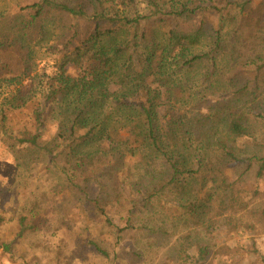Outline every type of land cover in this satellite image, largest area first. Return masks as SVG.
Returning <instances> with one entry per match:
<instances>
[{"label": "trees", "instance_id": "1", "mask_svg": "<svg viewBox=\"0 0 264 264\" xmlns=\"http://www.w3.org/2000/svg\"><path fill=\"white\" fill-rule=\"evenodd\" d=\"M230 7L242 12L245 3L39 0L18 16L14 37L0 42V89L18 86L0 93V140L45 162L74 197L87 235L95 220L116 246L132 232L169 239L180 226L188 240L193 232L214 240L248 209L247 191L238 184L251 171L264 178V143L253 135L264 127V101L252 82L264 63L243 66L251 80L238 87L244 70L237 69L235 52L226 54L224 40L230 15H220L206 43L203 18L189 28L198 16ZM49 36L55 72L32 77L35 48ZM10 50L15 65L2 59ZM3 71L21 75L6 79ZM27 111L29 127L15 133L10 115ZM49 124L54 132L45 138ZM194 182L206 190L190 189ZM219 218L227 219L218 225ZM233 228L244 231V225ZM89 236L86 243L108 257ZM180 254L182 264H204L208 245L188 242Z\"/></svg>", "mask_w": 264, "mask_h": 264}, {"label": "rangeland", "instance_id": "2", "mask_svg": "<svg viewBox=\"0 0 264 264\" xmlns=\"http://www.w3.org/2000/svg\"><path fill=\"white\" fill-rule=\"evenodd\" d=\"M234 1L245 3L242 12L239 8L231 7L220 13L210 10L189 21V28L196 29L203 18L205 25L201 42L206 43L207 39L214 38L220 15H230V18L225 20L227 26L224 29L226 54L235 52L237 69L242 67L244 70L240 72L238 84V87H242L251 80L243 66L250 65L253 70L264 63V0ZM37 2L39 0H0V42L5 43V40L9 41L14 37L13 26L17 24L16 19L23 14L26 6ZM231 17L236 20L233 21ZM246 18L252 21L251 26L246 27L243 24L239 27L240 22ZM50 39L49 36L43 44L35 48L32 77L43 72H55V54L50 50ZM2 59L5 63L15 65L16 57L12 55L11 50L4 54ZM4 74L6 79H15L21 75ZM255 75L257 80L252 81L258 88L255 93L258 99L264 101V70ZM23 83L29 89V80H24ZM17 87L4 85L0 93L8 94ZM214 102L215 100H211V103ZM32 108L33 106H30L28 111ZM28 111L23 115H10L12 131L16 133L23 126L29 127ZM258 127L259 130L256 128L253 135L262 140L263 144L264 127L261 123ZM53 132L52 125L49 124L44 137ZM123 136L125 139L129 138L128 134L123 133ZM9 142L5 144L0 140V246L7 247L0 250V264H182L184 255L180 252L187 248L188 242L208 245L209 254L204 264H263L261 258H264V178L260 181L256 179L254 171L246 176L242 184H238L241 189L247 191L242 199L249 202L248 209L233 215L232 226L226 225L223 234L214 240L204 234L195 235L194 232L188 240L184 238L188 231L180 224L175 236L169 239L142 236L132 232L126 235L120 246H116L115 238L110 234L108 227L102 221L92 220L90 225L87 224V228L97 225L95 230L89 229V233H92L93 240L108 252V257H103L86 243L89 233L87 235L83 231V224L78 219L81 215L74 203V197L62 189L60 179L49 175L45 162L38 159L35 161L36 154L25 152V146H15L14 150H11L8 148ZM16 153H20L18 160ZM236 171L231 174L235 175ZM232 177L236 180L238 174ZM190 189L202 190L197 182H194ZM204 190L206 189L203 187L201 192ZM256 190L259 194L254 197ZM21 217L26 219L23 225L20 223ZM219 219L218 225L227 218ZM235 224L244 225V231L234 230ZM22 229L24 231L19 236ZM187 253L196 254L194 249L188 250Z\"/></svg>", "mask_w": 264, "mask_h": 264}, {"label": "crops", "instance_id": "3", "mask_svg": "<svg viewBox=\"0 0 264 264\" xmlns=\"http://www.w3.org/2000/svg\"><path fill=\"white\" fill-rule=\"evenodd\" d=\"M1 249H7V247H6V246H3V245H1V246H0V250H1Z\"/></svg>", "mask_w": 264, "mask_h": 264}]
</instances>
